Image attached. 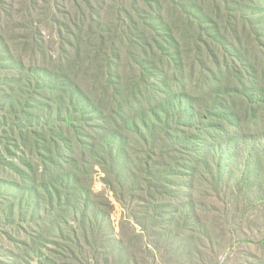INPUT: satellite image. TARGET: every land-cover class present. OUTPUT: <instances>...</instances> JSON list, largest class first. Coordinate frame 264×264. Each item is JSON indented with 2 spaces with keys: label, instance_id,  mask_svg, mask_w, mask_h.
<instances>
[{
  "label": "rangeland",
  "instance_id": "374dc122",
  "mask_svg": "<svg viewBox=\"0 0 264 264\" xmlns=\"http://www.w3.org/2000/svg\"><path fill=\"white\" fill-rule=\"evenodd\" d=\"M0 264H264V0H0Z\"/></svg>",
  "mask_w": 264,
  "mask_h": 264
}]
</instances>
